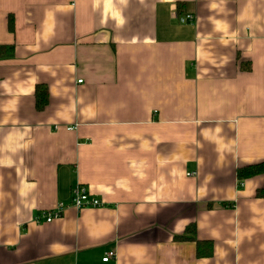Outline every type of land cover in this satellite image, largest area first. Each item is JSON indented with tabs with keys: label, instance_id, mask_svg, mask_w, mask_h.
<instances>
[{
	"label": "crops",
	"instance_id": "1",
	"mask_svg": "<svg viewBox=\"0 0 264 264\" xmlns=\"http://www.w3.org/2000/svg\"><path fill=\"white\" fill-rule=\"evenodd\" d=\"M10 46L0 264H264V0H0Z\"/></svg>",
	"mask_w": 264,
	"mask_h": 264
},
{
	"label": "built area",
	"instance_id": "2",
	"mask_svg": "<svg viewBox=\"0 0 264 264\" xmlns=\"http://www.w3.org/2000/svg\"><path fill=\"white\" fill-rule=\"evenodd\" d=\"M178 20L180 23L193 22L194 16L188 14L185 16L178 17ZM79 82H82V80H80ZM71 129L73 128L69 127V130ZM196 175H197L196 172L189 173V176H196ZM238 185L239 187H243L244 186L243 181H240ZM104 205L105 203L100 199L96 198L95 196H93L85 186L78 184L72 189V197L70 204L60 202L53 209L41 211L34 217V222L39 225L44 223H52L60 219L69 206L81 210L87 207L100 208L103 207ZM112 257H115V253L109 252L106 254L105 260L107 261Z\"/></svg>",
	"mask_w": 264,
	"mask_h": 264
},
{
	"label": "trees",
	"instance_id": "3",
	"mask_svg": "<svg viewBox=\"0 0 264 264\" xmlns=\"http://www.w3.org/2000/svg\"><path fill=\"white\" fill-rule=\"evenodd\" d=\"M10 29H14L13 19H10ZM6 53L3 52V47H0V57L4 56H13L14 55V47L10 46L6 48ZM48 102V89L44 86H38L37 88V107L42 109ZM263 175L264 176V162L254 165H249L238 169V177L239 180H247L252 177ZM257 197H264V186L257 190ZM180 239H186L188 237H178ZM212 245L209 241H199L197 240V257H207L211 254Z\"/></svg>",
	"mask_w": 264,
	"mask_h": 264
}]
</instances>
